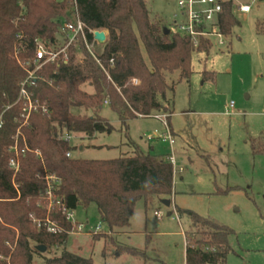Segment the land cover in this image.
<instances>
[{"label": "trees", "instance_id": "1", "mask_svg": "<svg viewBox=\"0 0 264 264\" xmlns=\"http://www.w3.org/2000/svg\"><path fill=\"white\" fill-rule=\"evenodd\" d=\"M77 3L88 28L108 31L106 42L97 52L106 71L86 50L83 63L75 62L72 55L68 63L44 68L45 80H39L33 92L48 102L51 112L34 113L29 124L22 127L18 143L20 150L26 151L21 153L20 170L14 175L8 163L12 156L10 147L20 126L21 105L16 101L25 77V71L13 57L14 47L18 36L23 35L28 50L22 57L32 56L34 39H53L60 20L69 18L70 5L54 0H0V264H33L36 255L45 264H95L91 257L69 249L47 256L48 249L41 252L36 248L40 244L47 248L63 244L68 237L65 231L38 229L30 217L31 213L41 218L47 214L41 207L47 173L61 179L58 194L65 198L68 208L74 210L78 203H94L102 222L117 232L130 225L140 198L147 201L169 197L173 192L170 157L146 154L139 148L132 156L109 160L68 157L67 152L74 147L61 136L65 132L84 133L88 137L110 132L111 125L97 112L106 101L123 124L139 115L171 112L167 94L174 87L168 84L167 74L179 71L180 78L189 79L194 53L208 52L212 41L202 39L199 47L194 48L189 38L174 29L162 28L159 20L154 21L146 0ZM239 24L233 1L225 0L220 14L224 36L229 37ZM134 79L138 82L134 83ZM86 81L94 87L91 94L80 89ZM81 107L94 110L93 114L79 115L71 110ZM258 141V151H263L264 138ZM183 212L196 228L186 236V264H225L232 230L193 211ZM50 217L65 230L72 227L58 212H52ZM106 235L100 232L93 234V238L98 240ZM117 246L120 254L121 247ZM129 252L139 253L136 249Z\"/></svg>", "mask_w": 264, "mask_h": 264}, {"label": "rangeland", "instance_id": "2", "mask_svg": "<svg viewBox=\"0 0 264 264\" xmlns=\"http://www.w3.org/2000/svg\"><path fill=\"white\" fill-rule=\"evenodd\" d=\"M232 1L240 24L225 44L212 38L208 52H195L189 79L180 78L179 71L167 74L174 88L167 94L171 112L164 114L173 130V148L155 137L166 131L161 120L139 115L123 124L107 103L97 112L111 131L93 137L74 133L71 142L75 158L109 160L132 156L138 148L159 157L173 156L183 171L174 173L172 195L140 198L130 225L119 232L108 229L94 203H78L75 217L87 228L68 235L63 244L48 246L47 256L69 249L91 257L95 264H186V236L196 230L183 212L190 210L232 230L225 264H264V150L258 151V140L264 138V0ZM178 2L146 0L151 18L171 30L183 18ZM239 3L251 4V10L241 14ZM80 89L94 92L89 81ZM229 102L234 103L231 114L226 113ZM71 110L87 116L94 111ZM166 199L170 206L163 202ZM98 223L107 237L95 240L89 231ZM33 264L45 262L36 255Z\"/></svg>", "mask_w": 264, "mask_h": 264}, {"label": "built area", "instance_id": "3", "mask_svg": "<svg viewBox=\"0 0 264 264\" xmlns=\"http://www.w3.org/2000/svg\"><path fill=\"white\" fill-rule=\"evenodd\" d=\"M56 2L66 1L70 5V15L60 20L59 27L53 39H34L33 55L22 57L27 52L28 46L23 42V35L18 36V43L15 44L13 57L25 71V77L20 82L19 93L16 103L21 105L20 111V126L15 135V142L10 147L12 156L9 159V168L13 170L14 175L20 170V156L25 153V149L20 150L18 136L21 134L22 127L29 124L30 118L34 113L42 112L48 114L51 112L50 106L46 100H42L34 95L33 87L36 86L39 80H45L42 73L48 65H55L61 62L68 63L74 55L75 62L83 63L86 59L85 50L96 60V62L105 70L101 59L99 58L96 49L106 42L108 38L107 30L90 29L82 20L79 12L77 0H54ZM225 0H179L178 5L182 11V20L174 25V30L183 36L189 38L194 48H198L202 39L216 38L219 45L225 44V36L220 29V14L223 9ZM251 10V4L239 3L237 11L241 14H247ZM96 31H105L106 40L100 41L96 38ZM91 35V37H90ZM113 63V60H111ZM106 71V70H105ZM138 80L134 79V83ZM107 103V101H106ZM234 109V103L229 102L226 107V113L231 114ZM161 120L166 128L163 134H155V137L162 139L164 142H169L171 146L175 143L172 131L170 129L166 114L151 115ZM2 120L0 117V126ZM149 136L148 139L153 138ZM61 138L69 143L74 138V133L65 132ZM40 155L39 151H36ZM67 156L71 157L72 152L68 151ZM173 164L174 173L177 172L175 159L170 157ZM180 171L182 168H179ZM45 181L47 184L45 192L41 194V207L47 214L45 217H37L34 213L30 214L34 225L40 229L44 227L48 232L61 233L66 232L67 235H75L82 233L87 224L79 222L74 210L68 208L65 203V198L58 194L61 179L53 174H46ZM17 187V184L14 183ZM58 212L65 220L71 223V228L65 230L58 221L51 219L50 214ZM158 217L161 216L160 211H156ZM103 230V225L98 223L91 228L93 234H97Z\"/></svg>", "mask_w": 264, "mask_h": 264}, {"label": "water", "instance_id": "4", "mask_svg": "<svg viewBox=\"0 0 264 264\" xmlns=\"http://www.w3.org/2000/svg\"><path fill=\"white\" fill-rule=\"evenodd\" d=\"M95 36H96V38H97L98 40H100V41H105V40H106V33H105V31H96V32H95ZM163 202H164L165 205H167V206H170V204H171V201L168 200V199L164 200ZM36 248H37L39 251H41V252H46L47 249H48L47 246L44 245V244L37 245Z\"/></svg>", "mask_w": 264, "mask_h": 264}, {"label": "crops", "instance_id": "5", "mask_svg": "<svg viewBox=\"0 0 264 264\" xmlns=\"http://www.w3.org/2000/svg\"><path fill=\"white\" fill-rule=\"evenodd\" d=\"M170 126V125H169ZM171 129V128H170ZM171 131H173L172 129H171ZM172 134H173V132H172ZM175 144V143H174ZM174 144H173V146H174ZM171 146V145H170ZM173 146H171V148H173ZM80 149L82 150L83 149V146L82 145H80ZM73 155V154H72ZM180 168H182V167H180ZM178 171L179 172H182L183 171V168H182V170L180 171V169L179 168H177V173H178Z\"/></svg>", "mask_w": 264, "mask_h": 264}]
</instances>
